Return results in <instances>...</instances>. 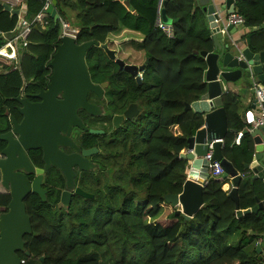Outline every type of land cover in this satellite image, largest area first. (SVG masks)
Masks as SVG:
<instances>
[{
    "label": "trees",
    "instance_id": "16d2710c",
    "mask_svg": "<svg viewBox=\"0 0 264 264\" xmlns=\"http://www.w3.org/2000/svg\"><path fill=\"white\" fill-rule=\"evenodd\" d=\"M23 1L29 19L44 3ZM127 1L56 0V6L61 18L79 28L78 43L108 41L125 62L145 64L141 85H129V90L137 91L133 99L151 117L152 127L146 134H131L119 141L107 192L68 209L53 208L35 196L29 209L32 231L24 236L20 259L23 264H179L193 255L183 264H264V259L246 251L264 238V209L239 217L234 200L222 189L225 179L207 178L203 203L189 219L176 213L178 207L162 216L165 196L180 193L187 177L189 163L179 154L191 130L203 124L202 115L185 110V105L206 92V62L200 52H211L213 44L198 0L163 4L166 16L175 20L173 37L154 24L157 0ZM235 7L248 28L247 47L255 53L264 51V29L252 30L264 22V0H235ZM47 19L45 28H32L19 73L10 69L12 49L3 46L14 35L18 16L0 4L1 100L11 102L25 80L43 81L47 75V64L59 42V24L50 16ZM86 58L95 79L109 77L110 60L100 48L92 46ZM116 90L110 88V92ZM221 99L228 124L221 151L245 173L244 165L253 152L249 134L237 143V134L244 128L238 113L239 93L229 87ZM256 199H264V183L242 178L239 209L252 208ZM237 232L239 240L229 242Z\"/></svg>",
    "mask_w": 264,
    "mask_h": 264
},
{
    "label": "water",
    "instance_id": "95a60500",
    "mask_svg": "<svg viewBox=\"0 0 264 264\" xmlns=\"http://www.w3.org/2000/svg\"><path fill=\"white\" fill-rule=\"evenodd\" d=\"M121 1L127 3V0ZM167 1L169 0H165L164 4ZM233 2L234 0H224V3L218 0H198L210 29L213 50L200 52L206 62L204 74V80L207 83L206 92L199 100L186 104L185 110L192 109L200 113L203 124L191 130L187 137V146L179 154L181 159L189 163V174L182 185L181 192L165 196V202L172 207H178L176 213L181 212L186 219H189L203 203V182L205 178H208V161L203 157L210 143L213 147L211 160H218L224 170L221 179L217 180L231 178L232 188L228 194L235 202L237 215L241 217L264 209V199H256V205L252 208L239 209L238 184L242 178L232 162L224 157L221 151L223 140L228 133L227 115L221 99L222 94L226 92L223 84L236 83L240 80L246 89L251 88L255 80L264 84V51L255 53L247 46H242L240 41L231 40L233 38L230 39V35L236 30L233 24H229L225 29L226 39L220 32L221 26L223 27L226 22L225 13H231L234 10ZM0 4L6 11L17 15L16 9H11L8 4L1 1ZM46 12L54 23H57L59 13L56 9V0L52 1ZM161 17L165 23H175L174 19L166 16L164 9H161ZM258 29H264V22L252 28L253 31ZM92 46L100 48L109 60L115 61L120 67L124 65L123 61L117 58L116 50L108 46V41L89 40L78 43L73 37L61 36L48 62L51 75L47 87L40 89L35 95L42 101L29 104L25 97L21 98V92L15 97L19 103L17 111L23 118L20 123L13 121L11 132L0 134V141H5L7 144L1 153L6 156L8 162L5 169L0 164L3 171L2 185L6 186L7 180H11L12 194L8 212L0 220V264H21L17 252L24 251L25 241L22 237L32 231L31 222L22 202L27 189L23 182L18 181L20 177L16 171L24 169L26 172L35 174L32 190L45 200V190L40 184L43 172L50 165L58 166L65 174L67 187L73 186L72 166L76 165L82 170L90 168V164L80 159L78 155H65L58 149V145L70 144L69 133L72 127L86 129L77 115L78 109L93 115L96 113L97 107L87 101L89 91L102 93L101 86L92 82L86 65L85 54ZM144 68L145 64L137 68L134 65H124V69L132 75H136L137 70L143 71ZM136 80L141 82L139 75L136 76ZM102 86L105 84L103 83ZM57 95H60V99L56 98ZM135 112L136 105H129L123 115L114 116V123L118 126L124 118L131 119ZM251 121L252 119H248L249 123ZM11 133L17 136L16 139L11 137ZM244 134H249L253 147L251 161L244 167L252 172L251 181L261 180L264 183V127L258 126L252 130L245 127L239 133L237 143ZM35 148H41L43 151V168H34L24 153L26 149ZM85 152L88 154V151ZM76 192L88 196L80 189H76ZM65 197L66 195L63 194L62 201ZM65 204L67 205V202ZM256 253L257 259L263 260L259 244L256 245Z\"/></svg>",
    "mask_w": 264,
    "mask_h": 264
},
{
    "label": "flooded vegetation",
    "instance_id": "af4514ba",
    "mask_svg": "<svg viewBox=\"0 0 264 264\" xmlns=\"http://www.w3.org/2000/svg\"><path fill=\"white\" fill-rule=\"evenodd\" d=\"M115 50L117 58H119L118 51L117 49ZM119 59L123 61L124 65H134L136 68L141 66L138 64L127 63L121 58ZM85 60L92 82L100 85L102 89L101 94L90 91L87 93V101L97 107L96 113L93 115L87 113L83 109H78L77 115L86 129L72 127L69 133V139L71 140L70 144L58 145V149L65 155H78L80 159L85 160L90 164V168L88 170H82L76 165L72 166L71 169L74 173L73 186L67 187L65 174L58 166L50 165V167L43 172L40 184L41 188L45 190V200H42L39 195L32 190V183L36 175L24 171V169H18L16 171L19 173L18 176L20 177L18 178V181L23 182L25 188L27 189V192L23 195L22 202L25 206V213L29 217L30 222L31 217L29 209H32L31 203L35 196H37L41 202L52 205L53 208L68 209L74 207L76 204H79V202L84 203L85 199H93L96 195L107 192L112 183L114 149L115 145H117L115 139H117V136L120 133L127 131L129 126L131 127L138 124L142 119L143 114H145V110L139 100L133 99V97L137 95V91L132 94L129 90V85H141L145 68L143 71L137 70L136 75H132L124 69V65L120 67L115 61H112V66H110V75H108L109 77L107 79L100 78L97 80L95 79V70H91L89 68L86 54ZM47 69L48 73L43 81L34 77L29 80H25L20 86L18 93L10 97L12 99L11 102L0 99V134L11 132L13 128V121L15 120V122L20 123L23 118L17 111L19 103L15 99L20 92L21 98L25 97L29 104L42 101V99L35 95L39 93L40 89H46L47 87L49 77L51 75V68L48 64ZM137 75L140 76L141 82L136 80ZM103 83L105 86H102ZM113 86L117 87V90L110 92V88ZM56 98L60 99V95H57ZM131 104L136 105L135 114L131 119L124 118V120L120 121L119 125L116 126L113 120L114 116L123 115L124 111ZM90 130H93L94 132H91ZM11 137L16 139L17 136L11 133ZM6 145L5 141H0V164L4 167V169L8 166V162L6 161V156L2 154L1 151L6 147ZM85 151H88V154ZM24 153L29 163L34 168H43L44 161L42 159L43 151L41 148L26 149L24 150ZM1 167L0 220L2 216L8 212V206L12 200V194L10 191L11 180H7L6 186L8 188L2 185L3 171ZM57 188H59L58 192L56 191ZM76 189H80L88 196L86 197L77 193ZM63 194L66 195L64 201H62ZM49 198H57V201L54 202ZM66 202L67 205L65 204ZM25 235L26 234L22 237L23 240ZM17 253H19V251Z\"/></svg>",
    "mask_w": 264,
    "mask_h": 264
},
{
    "label": "built area",
    "instance_id": "2783aa9c",
    "mask_svg": "<svg viewBox=\"0 0 264 264\" xmlns=\"http://www.w3.org/2000/svg\"><path fill=\"white\" fill-rule=\"evenodd\" d=\"M23 1V0H22ZM21 0H8L5 2L10 6L11 9H16L18 21L15 25L14 35L8 39H6L3 44L4 47H10L12 49V54L9 57L10 61V69L17 70L21 73V61L22 56L27 51V47L29 45V34L34 26L40 25L42 28H45L48 24L47 17L49 16L46 12L47 8L50 4H52L53 0H44L43 7L32 19H29L26 16L25 11L20 10V5L22 3ZM165 0H157V14L155 18V26L159 28L167 37H173V24L165 23L162 21L161 17V9L163 7ZM244 18L242 15L237 13L235 10L233 12L228 13L226 16V22L223 27H221L220 32L224 35L225 29L229 24H233L235 26L244 25ZM59 24V38L61 36H70L77 39L79 34V28L71 24V22L67 19H63L59 16L57 21ZM0 36H2L0 34ZM2 46L0 47L1 50ZM251 93L253 95L254 103L257 108V115L250 123L249 130L256 128L258 126L264 127V84L259 83L257 80L253 82V85L250 88ZM226 91V89H225ZM213 147L212 143L209 144V148L207 153L204 155V159L208 161L207 165V173L208 178L221 179L222 174L224 172L222 165L218 160L212 159ZM241 178L246 177V173H239ZM207 178L204 179L203 186L206 184ZM264 258V256H263ZM24 263V260H21V264Z\"/></svg>",
    "mask_w": 264,
    "mask_h": 264
},
{
    "label": "crops",
    "instance_id": "0c3cea01",
    "mask_svg": "<svg viewBox=\"0 0 264 264\" xmlns=\"http://www.w3.org/2000/svg\"><path fill=\"white\" fill-rule=\"evenodd\" d=\"M0 1L5 3L8 0H0ZM138 1L141 2L144 0H138ZM218 1L221 3H224V0H218ZM127 3H128V1H127ZM233 6H234V10L236 11L235 0L233 2ZM19 8L21 11L26 12V4L24 1H22ZM56 9H57V6H56ZM223 12H225V11H223ZM227 15H228V13H225V16H227ZM205 22H207L206 17H205ZM170 24H172V23H170ZM207 25H208V23H207ZM247 32H248V28H246L245 25L236 26V30L232 35H230V39L233 38L231 40L240 41L241 45L246 47L247 46V40H248V36H246ZM224 36L226 39V34H224ZM258 82L261 83L260 81H258ZM223 85L225 87L223 89H226V91L230 87L231 89L234 90V92L239 93V100H238L239 112L238 113H239V116H240V118L244 124V128L246 127L248 129V126L250 125V123L248 122V119L253 120L254 117L257 115V108H256L255 103L253 101L254 99H253V95L251 93L250 88L246 89V87L243 85V83L240 80L234 84L228 83V84H223ZM242 130L238 132L237 137H238L239 133L242 132ZM243 136L244 135H242L241 139L243 138ZM183 150H185V149H183ZM252 152H253V147H252ZM238 173H241V172L238 171ZM245 173H246V177H248V178H251V176L253 175L249 169H245ZM188 174H189V169L187 170V177H188ZM187 177H186V179H187ZM231 188H232L231 178L227 177L224 180V184L222 185V189L229 192ZM165 204H166L165 205L166 208L163 205L165 211H164V214H162V215H167V214L171 213L173 211V208H174L169 203L165 202ZM239 238H240V232H237L232 237L229 238V242L237 241V240H239ZM257 244L260 245L262 256H264V238L260 239L259 242H256V243L246 247V251L248 253H250L251 255H254V254L257 255V253H256V245Z\"/></svg>",
    "mask_w": 264,
    "mask_h": 264
},
{
    "label": "rangeland",
    "instance_id": "374dc122",
    "mask_svg": "<svg viewBox=\"0 0 264 264\" xmlns=\"http://www.w3.org/2000/svg\"><path fill=\"white\" fill-rule=\"evenodd\" d=\"M112 61H110V64L109 66H112L111 65ZM133 127V128H132ZM152 127V119L149 115H146V114H143V117L142 119L140 120V122L136 125H133V126H129V129L127 131H124L123 133H120L118 136H117V139H115L116 143L118 144L119 140H122L126 137H129L131 134H146L149 129ZM141 145V144H140ZM118 145H115V149H118ZM114 175V173H113ZM112 175V176H113ZM114 178V181H118V177H113ZM82 203V202H79V204ZM97 203H93V205H96ZM166 204H164V207L166 208L165 206ZM163 207V211L162 213L164 214V209ZM162 216H165V215H162ZM161 217V215H160ZM238 241V240H237ZM237 241H232V242H237ZM193 255H188L186 258H182L179 262V264H183L185 262H187V260H189Z\"/></svg>",
    "mask_w": 264,
    "mask_h": 264
}]
</instances>
